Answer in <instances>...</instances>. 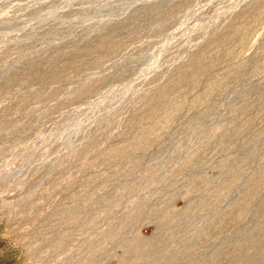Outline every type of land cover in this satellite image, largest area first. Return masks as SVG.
I'll return each mask as SVG.
<instances>
[{
    "label": "rangeland",
    "instance_id": "1",
    "mask_svg": "<svg viewBox=\"0 0 264 264\" xmlns=\"http://www.w3.org/2000/svg\"><path fill=\"white\" fill-rule=\"evenodd\" d=\"M0 264H264V0H0Z\"/></svg>",
    "mask_w": 264,
    "mask_h": 264
}]
</instances>
